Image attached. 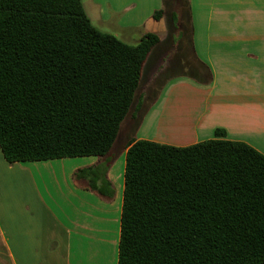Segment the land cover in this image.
<instances>
[{
	"label": "trees",
	"instance_id": "trees-1",
	"mask_svg": "<svg viewBox=\"0 0 264 264\" xmlns=\"http://www.w3.org/2000/svg\"><path fill=\"white\" fill-rule=\"evenodd\" d=\"M158 43L153 33L129 45L100 31L82 0H0L5 161L95 157L72 182L111 201V149L141 108L135 96ZM224 136L129 144L116 264H264V155Z\"/></svg>",
	"mask_w": 264,
	"mask_h": 264
},
{
	"label": "crops",
	"instance_id": "crops-1",
	"mask_svg": "<svg viewBox=\"0 0 264 264\" xmlns=\"http://www.w3.org/2000/svg\"><path fill=\"white\" fill-rule=\"evenodd\" d=\"M160 8L161 0H89L84 10L97 29L115 25L117 39L133 45ZM189 8L195 73L167 81L143 110L137 133L108 171L111 201L72 182L73 172L94 165L95 157L10 164L0 150V264H116L124 161L132 141L185 147L213 139L220 129L224 139L264 155V0H190ZM154 77L136 93L141 107ZM181 88L188 91L186 101L176 92ZM136 113L132 109L129 118ZM150 127L165 135H138Z\"/></svg>",
	"mask_w": 264,
	"mask_h": 264
},
{
	"label": "rangeland",
	"instance_id": "rangeland-1",
	"mask_svg": "<svg viewBox=\"0 0 264 264\" xmlns=\"http://www.w3.org/2000/svg\"><path fill=\"white\" fill-rule=\"evenodd\" d=\"M88 1L89 0H82L83 7L86 9L88 7ZM189 1L190 0H161V8L159 10L163 11L162 17L158 20H154L152 15L151 20L146 22L143 26L146 33L156 34L160 38V42L152 49L147 57L138 91L145 86L148 76L154 73L155 77L144 91L142 109L140 108L138 110L134 119H130L128 115L122 122V129L120 127V132L111 149V154L115 158L121 155L122 147L125 145L128 138L137 133L142 114L144 113L143 110L145 111L151 103L158 89H161V87L171 79H178L179 76L188 77L195 73L193 67L194 63L191 57L192 22ZM115 28V25L107 24L106 28H103L102 31L114 34L115 32L112 31ZM117 36L118 34L115 37L117 38ZM186 84L187 83H178L177 85L179 87ZM176 92L180 95L181 100L186 101L188 99V91H184L181 88ZM145 130L161 135L165 131L163 128L158 130L155 127H150L149 129H140L138 135H143ZM117 169L118 172H120V165L117 166Z\"/></svg>",
	"mask_w": 264,
	"mask_h": 264
}]
</instances>
